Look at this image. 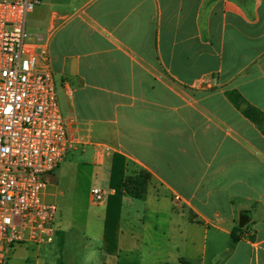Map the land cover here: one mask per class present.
I'll return each mask as SVG.
<instances>
[{"label":"crops","instance_id":"crops-1","mask_svg":"<svg viewBox=\"0 0 264 264\" xmlns=\"http://www.w3.org/2000/svg\"><path fill=\"white\" fill-rule=\"evenodd\" d=\"M38 14L71 143L42 194L64 208L51 264H264V133L229 96L264 116V0H41ZM115 153L152 179L123 199L109 253L91 190L114 193Z\"/></svg>","mask_w":264,"mask_h":264},{"label":"built area","instance_id":"built-area-1","mask_svg":"<svg viewBox=\"0 0 264 264\" xmlns=\"http://www.w3.org/2000/svg\"><path fill=\"white\" fill-rule=\"evenodd\" d=\"M40 3L0 1V264L15 246L54 242L58 209L42 194L71 149L48 50L26 30ZM110 194L91 190L97 203Z\"/></svg>","mask_w":264,"mask_h":264},{"label":"trees","instance_id":"trees-1","mask_svg":"<svg viewBox=\"0 0 264 264\" xmlns=\"http://www.w3.org/2000/svg\"><path fill=\"white\" fill-rule=\"evenodd\" d=\"M236 106L246 104L242 108L243 114L255 123L264 133V116L261 111L246 103L238 92L229 95ZM240 101V102H239ZM127 158L119 153L113 155L112 169L109 187L114 190L107 199V214L104 231L105 250L109 253L117 251V233L119 229L120 216L123 199L130 197L138 200H145L148 188L151 183V174L144 169H139L133 174H128ZM238 231L242 229L238 228Z\"/></svg>","mask_w":264,"mask_h":264},{"label":"rangeland","instance_id":"rangeland-1","mask_svg":"<svg viewBox=\"0 0 264 264\" xmlns=\"http://www.w3.org/2000/svg\"><path fill=\"white\" fill-rule=\"evenodd\" d=\"M4 1V0H0ZM10 2H14L16 0H6ZM38 7L35 8V10L28 15L27 18V25H26V30L27 33L30 36H35L39 33V14H38ZM55 83H56V89H57V97H58V103L60 106V110L63 114V112L66 109V99L64 96V92L62 91V82H61V77L59 75H55ZM138 170H135L137 172ZM62 177L61 180L59 179V187H61L62 184ZM88 181H82L81 185L79 186V191L80 189L82 190V202L84 203V206H89L88 203V198H89V193H85V186L90 187L91 184L87 183ZM67 204L65 208H69L72 206L73 199L72 197L68 198ZM58 208L63 210V205L61 203V199L59 198L58 204L55 203ZM128 212V211H127ZM129 215V214H128ZM127 214L125 215V219L128 218L129 222V216ZM68 220L67 217L63 218V222ZM23 247L22 250H18L15 253V256L13 257V262L12 264H51V262H57L58 256H59V247L55 244L52 247H46V246H34V245H29V246H21ZM27 249V251L25 250ZM48 253V254H47Z\"/></svg>","mask_w":264,"mask_h":264},{"label":"water","instance_id":"water-1","mask_svg":"<svg viewBox=\"0 0 264 264\" xmlns=\"http://www.w3.org/2000/svg\"><path fill=\"white\" fill-rule=\"evenodd\" d=\"M246 223H247V217H245V216H241V217H240L239 227H240V228H243V227L246 225Z\"/></svg>","mask_w":264,"mask_h":264}]
</instances>
